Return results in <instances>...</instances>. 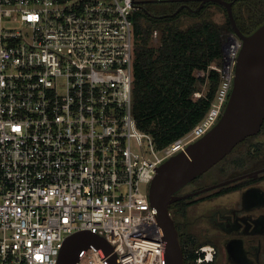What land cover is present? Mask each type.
I'll list each match as a JSON object with an SVG mask.
<instances>
[{"label": "built area", "instance_id": "obj_1", "mask_svg": "<svg viewBox=\"0 0 264 264\" xmlns=\"http://www.w3.org/2000/svg\"><path fill=\"white\" fill-rule=\"evenodd\" d=\"M139 8L0 0V264H57L66 237L81 230L104 236L120 264H165L150 184L160 164L219 120L241 41L231 38L229 64L201 72L221 75L209 111L158 148L133 112ZM76 264L109 262L90 247Z\"/></svg>", "mask_w": 264, "mask_h": 264}, {"label": "trees", "instance_id": "obj_2", "mask_svg": "<svg viewBox=\"0 0 264 264\" xmlns=\"http://www.w3.org/2000/svg\"><path fill=\"white\" fill-rule=\"evenodd\" d=\"M180 5L176 1L145 3L134 14L133 112L139 127L150 132L158 148L188 133L204 117L221 84L218 71L210 70L206 75L201 72L213 63L222 64L224 25L212 18L208 10L211 5H218L227 15L225 7L209 2L197 13L184 8L176 15L167 16ZM189 5L196 8L199 2L191 1ZM234 12L240 29L249 33L264 22V0H236ZM192 16L201 20L184 25L182 20ZM225 18L232 30L228 16ZM154 31H158L157 38ZM206 82L208 90L196 98L195 92L202 91ZM241 147L242 143L231 153L236 158L232 162L234 166L242 163L243 155L236 151ZM184 254L190 259L197 256L191 249Z\"/></svg>", "mask_w": 264, "mask_h": 264}, {"label": "water", "instance_id": "obj_3", "mask_svg": "<svg viewBox=\"0 0 264 264\" xmlns=\"http://www.w3.org/2000/svg\"><path fill=\"white\" fill-rule=\"evenodd\" d=\"M134 1L139 6L145 3L181 2L179 8L167 16L176 15L184 8L197 13L209 2L224 6L232 28L229 34L221 35L224 66L231 61L228 57L231 38L236 37L241 41L235 62L233 86L219 120L203 136L160 164L150 184V201L157 210L164 231L165 264H185L184 249L170 207L183 197L177 193L184 186L221 162L245 139L260 132L264 123V22L251 32L244 33L234 12L236 0ZM191 1L199 2V5L192 8L189 5ZM226 183L227 181L219 185ZM90 247L100 249L108 258L109 264H120L114 246L104 236L89 230L77 231L66 237L57 264H76Z\"/></svg>", "mask_w": 264, "mask_h": 264}, {"label": "flooded vegetation", "instance_id": "obj_4", "mask_svg": "<svg viewBox=\"0 0 264 264\" xmlns=\"http://www.w3.org/2000/svg\"><path fill=\"white\" fill-rule=\"evenodd\" d=\"M247 139L236 150L240 165L232 164V151L171 204L183 249L199 264H264V132Z\"/></svg>", "mask_w": 264, "mask_h": 264}, {"label": "rangeland", "instance_id": "obj_5", "mask_svg": "<svg viewBox=\"0 0 264 264\" xmlns=\"http://www.w3.org/2000/svg\"><path fill=\"white\" fill-rule=\"evenodd\" d=\"M208 14L210 16H212V18H214L215 20H218L220 23H222L224 25L223 34H229L231 32V31L228 30V27L226 25V18L225 17H227V15H226L225 10L223 8H221L218 5H211V7L208 10ZM199 20H201L200 17L192 16V17H189V18L185 17L182 21H183L184 25H187V24H189L191 22H195V21H199ZM208 87H209V83L206 82V84L203 86V91L206 92L208 90Z\"/></svg>", "mask_w": 264, "mask_h": 264}]
</instances>
